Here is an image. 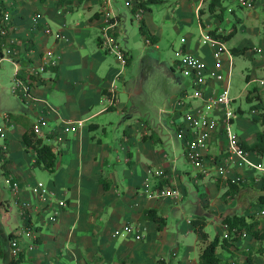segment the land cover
<instances>
[{
    "label": "crops",
    "instance_id": "obj_1",
    "mask_svg": "<svg viewBox=\"0 0 264 264\" xmlns=\"http://www.w3.org/2000/svg\"><path fill=\"white\" fill-rule=\"evenodd\" d=\"M9 1L10 0L1 1L4 4L3 11H5L6 4H8ZM51 1H54L53 12L55 14L57 23L53 24L46 19L44 20L43 13L38 10L35 11H38L41 14V18L38 20V23L41 25L43 24L44 26L48 25L53 29V32H58L57 34H59L58 36L60 37V41H57L58 37H54L53 40V36L45 37L44 35L37 34L35 32L36 36L33 37L34 49H32L34 51L32 52L31 56H29V58L32 59L29 60L30 62L34 60L36 63L39 62L40 56L37 53L38 50L39 53L43 51L59 53L62 57L60 67L58 66L48 68L49 73H47L48 75H45L47 78V83L41 84L48 85L50 83V88L56 87L59 90H62L64 59L67 57L69 52L72 55H75L78 51L75 49L73 50L70 47L67 48V41L73 39V37L77 38L78 34H81L82 30L84 31V33H82L83 35L88 34V31L89 33H92L93 31L97 30L99 43L104 21V4H101L102 0H88L84 2H79L76 0L77 3H75L76 1L74 2L77 6L75 12H66L67 9H71V5L58 7L57 3L59 0H47L44 3L40 0L41 5H46L47 3L50 4ZM161 1L164 2V0ZM205 1L206 0H177V4L174 8L175 10L173 14L167 15V20L176 26L177 19L178 23L186 24L188 23L189 18L186 19L185 16L192 15L191 20L193 21L196 18L195 20L198 21V27L201 30V33L206 32L205 28L207 25H211L215 18L218 19L220 17L217 14H212L209 12L208 8L205 7L207 5ZM207 1L210 4V0ZM225 1L226 0H224V2ZM260 1L261 0H258L257 2L260 3ZM138 2L139 0H134L135 5L132 8H125L123 2L115 4V8L120 20L118 33L119 44L120 30L124 23V21L122 22L124 19L123 11L129 9L132 12L135 7L139 6ZM18 3V9H16L13 13L14 18L11 22H13L15 31H17V33H21L23 30H25V28L28 27V25H30V23H32V20L30 19L27 21L25 19L21 10L22 5L20 2ZM154 5L157 4H153L151 6V11H149L150 14L153 13ZM82 8L89 12L88 21L84 24L76 22L74 25H71V22L68 20V16L75 14ZM192 11L195 15L192 13ZM201 11H204V13L201 14ZM234 11L235 10L232 9L231 12L235 13ZM34 12H32V14ZM98 14H100L99 17L97 16ZM18 15L23 18L19 19ZM220 20H224V13L223 19L220 18ZM145 22L149 31L158 37V42L153 43L154 46L158 47L159 41L162 38V32L159 30L161 28L154 22L152 23V21L146 17ZM10 28L11 26L9 25V29ZM211 31H216L219 35H228L232 32H236L237 27L234 26L233 30L224 32L221 28L216 26L214 29L210 28V30H208L206 33L209 35ZM13 36L16 38L17 34H14ZM10 37V34H8L7 39H2L0 36V41H9ZM143 37L146 39V36L143 35ZM184 38L185 42H183L184 39L181 40V48L186 49L188 52L194 54L203 62L208 64L211 68H214L216 71L222 73L224 72V61L229 60L230 65L228 66V70L230 73V70H232L231 62L233 54L227 47V42L229 41L222 42L226 49L228 48L229 50L227 49L221 53V62H218L215 58V52L213 49L209 48L205 51H202L200 43H197L195 46H193L190 36H184ZM52 40V45L49 46V43ZM202 44L209 45L204 44L203 42ZM263 44L264 42L262 41V46L260 48L252 49H254V51L257 53L264 52ZM98 46L101 47L99 44ZM1 47L3 51V58L5 59L4 62L8 61L15 67L14 76L11 79V81L13 80L14 85L17 67L20 68L21 73L25 74L27 77L26 72L30 68V63L24 64L22 62L13 61V59L9 58L6 54L3 44H1ZM120 48L123 51L129 53V50H124L121 46ZM212 48L217 50L218 47ZM247 54L250 55V51L245 53V55ZM35 55L39 57L35 58ZM105 55H108L106 51L99 52V65L105 62V59L107 58ZM261 64L264 66V62H261ZM2 66L3 64L1 67ZM165 66L167 68V75L171 77L173 82L177 83V86H181V89L179 90V93L171 98L168 108L160 107L158 111L159 117L157 124L154 122V120H152V116L150 117V109L146 106L147 104L145 103V100L142 99V91H139L137 79L133 81V75H131L130 78H127V71L128 67L130 66L126 67L122 65L121 69L105 67L104 70H101L97 66L98 68L88 67V69L81 71L82 74L86 73V75H88V73H90L93 75L94 77L91 80H97L98 97L97 100H91L89 102L84 101L83 104H85L86 109H79L77 110V113H73L71 115L67 112V105L56 107V105L52 104L50 101L47 102L44 99H47V97L42 95L40 92V87L42 85L36 86L35 88L33 87V94L39 101L35 103H25L28 105V110L25 109L24 112H31L37 119L42 113L46 114L47 123L43 127L44 135L42 138L46 144L50 145L54 149V151L57 153V157L59 153H62L64 154L63 157L68 159L67 156L70 154L71 148L74 150L82 149L84 146L89 148L95 170L93 173V188L86 199H89V205H92L96 201L92 208H96V210L101 208L104 209V211H109L108 218L103 225L92 226L89 224V226H84L82 230L78 229L79 231H83L84 234L82 235L79 233L81 236L78 235L75 239L76 247H71L72 240L77 234V227L81 223L83 213H86V211L83 212L82 209L85 199L83 198L82 187L80 183H78V185H73L72 183L66 184L61 178L59 171L63 165L59 164L57 158L56 171L54 173H50L52 180L46 184L40 181L41 183H44L45 186L47 185L46 187L51 192L52 197L54 198L53 204L60 200H65L67 202V207L61 211L60 217L57 220L58 225L54 226V237L61 234L62 227L66 224L65 221L68 223H74L72 225V229L69 232L66 247L62 246L56 250L55 256L63 258L69 256L71 260L69 261L72 264H199L200 251H198L197 256L192 257V255H190L188 258L184 257L179 259V254L176 248H174V245H176L178 241L175 242L174 240L171 248L165 253L163 252L161 245L157 246L154 244V241L161 243V240H165L168 229L169 215L171 214L172 210H177V208L174 206H179V203H182L185 200L190 201V205H192L194 209H197V215L195 214V216H191V218L187 220L188 225H192V222L198 217H204L206 220V225L209 223L211 225L217 226L219 228V233L217 235H220L223 238L228 237L229 232L226 226H221L220 221H223V219L228 215L237 214L245 215L247 217L249 216L250 213L243 212L242 214L238 211L241 206L237 204V201L235 200L237 195L231 199L229 197V200L227 202L225 201V203L221 200L223 194L228 190V187L224 185L225 180L218 176V171L216 168V160H219L222 155H226V150L228 149V141L225 131L223 130V124L219 126L218 131L214 134L213 140L204 153V166L208 172L207 174L195 169L186 160V143L184 139L179 137V133L182 129H186V137L191 139L190 130L187 128V116L191 111L196 110L198 107H203L204 104L201 101L195 99L184 100L187 94H191L193 92L194 87L192 80L189 87L184 85V82L180 77V73L182 72L178 68L176 62L175 65ZM104 71L106 73L102 75V72ZM248 76L249 80L247 81L251 82V80H253L252 84H256V87H254L252 90L257 89V92L251 95L253 99L254 97L257 99L254 100L255 106L253 108L263 109L264 87L261 86L257 81L264 80V77H259L260 79H258L257 77H253L249 74ZM70 82L71 83L68 87L70 93L73 91L77 94L84 92V88H81L83 80L77 79L76 81ZM113 83L116 86V93L114 102L112 103L109 92L112 89ZM118 83L123 85V92L119 90ZM225 86H227V81L219 82L212 80L206 88L207 94H218L220 89ZM258 87L261 89L259 92ZM191 90L192 92H190ZM249 92L250 90L248 91L247 96ZM130 105H132V109L129 113L128 107ZM254 110L255 109H253V111ZM125 114L127 115L126 120L122 122L120 128L116 130V125L120 124L122 119L114 120V115H121L122 117ZM238 114L241 116L244 115V110L239 108L237 111V116ZM256 114L257 112L255 110V113L252 116L254 119H250L252 120V126L255 129L252 136H250V134H246V132L243 130L236 129L237 132L235 130V132L233 131L240 140L248 143L249 145H253L255 142H257L259 133L264 129L263 126V129L258 127V124L261 122H256V120L260 119V117ZM164 115L166 117H164ZM7 116L9 120H7ZM15 116H21L25 119H28L33 125L37 121L31 120L27 113ZM211 117L213 119H217L218 121H222L224 119L222 110L212 112ZM3 120L4 122L8 123V125L5 124V127L1 128L0 130V138L3 140V143H0V164L4 169V177H6L7 181L8 179L12 178L13 181L19 183L21 190L18 195H14L10 189V185L7 182H4L3 187L0 182V215L2 217L0 218V246L9 251L10 242L8 236L10 234L18 236L20 241V236H23L25 233H29L26 229L28 218L31 219L32 226L31 228L27 227L28 230L32 231L33 228L36 232H38L40 239H38L37 242L41 243L40 246H47L48 244H45L47 235H45L46 232L44 233V231L46 226V218L49 216L48 214H50L51 217L53 213V207L50 205L46 206L45 203L39 202L36 195L33 193V187L36 185V183H40L36 180L35 170H46L35 166L36 154L34 152L28 151L22 143V137L26 131V128L22 124L16 123L11 118V114H5ZM63 121L83 122V125L80 127L77 133L66 135L62 130L64 126ZM236 124L237 120H234V125ZM13 134H17L20 148L28 158L30 170L25 169V164H21V159H19L20 163L14 160L20 155L16 154V149L12 148ZM112 134L115 137L120 138H117L115 141ZM50 143H53V145ZM65 147H68L67 151L64 149ZM250 153L249 162H244L239 158H235L234 161H232V163L228 166V179L237 181L240 180V178H237L240 175L246 176V174H248V176H255V174H252L253 170L255 171V169L250 163H262L264 165V163L261 161V159H264V156L259 157L258 153ZM65 168L67 169V167ZM256 172L259 174L261 173L257 170ZM219 180L221 181V184L218 187ZM164 182L166 183L164 187H160V185L162 183L164 184ZM106 184L109 187L107 189L105 188ZM255 186L256 188L261 189L262 186H264V183L262 180L258 179ZM165 187L178 191L179 196L167 199L149 198L148 195L150 191ZM5 190H9L13 200L15 201V204L19 208L21 218L24 222V232H17V228H14L12 221L13 214L9 211L11 207V201L6 197ZM22 206L25 207L27 212L22 213ZM3 208L5 212H2L1 209ZM147 209L158 210L159 214L166 219L167 224L162 231L158 230V224L148 220L145 217V210ZM75 212L77 213L76 217L69 219V217ZM61 217L63 218L62 226L59 225ZM90 218L91 216L89 215V212H87L86 220L89 221ZM38 219H40L38 226L33 227ZM125 225H131L134 228L131 235H135V239L137 241H129L128 238L124 239V241H121V239H119L121 236H113V233L117 229H120ZM138 234L142 235L141 240L137 238ZM148 235L151 236L149 237ZM4 236H7V238ZM250 238H252V236L247 234L246 237H242V239L232 247L231 251L223 250L229 253H234V251L238 249L241 252L245 250H255L258 246V242L255 239H253L254 241L252 242V246H250L252 247L251 249H248L247 246L244 247ZM129 244H131V247H129ZM22 250L25 252L26 256V262L24 261L22 264H51L52 259H54L51 258L50 262L44 261L45 253H36L39 252L38 249L34 250V252H31V249H27V243L23 241ZM223 259L231 261V258L226 259L223 257ZM2 261L5 264V261L0 258V264H2ZM38 261H40V263ZM255 262L260 264L258 256H256Z\"/></svg>",
    "mask_w": 264,
    "mask_h": 264
},
{
    "label": "rangeland",
    "instance_id": "obj_2",
    "mask_svg": "<svg viewBox=\"0 0 264 264\" xmlns=\"http://www.w3.org/2000/svg\"><path fill=\"white\" fill-rule=\"evenodd\" d=\"M11 2V3H10ZM18 2L22 5V13L27 21L30 19L32 20V23L28 25L25 30H23L21 33H17L15 31L13 22H10V30L9 34L11 35L9 41H1V44H3V47L6 50V54L9 58H12L13 61L16 62H22L24 64H29L30 68L32 67H39L43 56L46 52H40L38 50V54L40 56V60L38 63L36 61L30 62L29 56H31L32 52L34 50V42L33 37L37 34H42L45 37L53 36L58 37L57 41H60L59 34L53 32V29L49 27L48 25H41L37 22L41 18V14L38 12L40 11L44 15V20H48L51 23H57L55 14H54V1H51L50 4L41 5L40 0H10L8 4H6V13H9L11 16V19L14 18V12L16 9H18ZM177 0H164V2H161L157 5L153 6V13L150 14L149 12H145L142 19L139 21L138 19H135L136 11L133 9L132 12L127 9L123 11V17L124 21L119 35V47L121 46L124 50H129L130 56L128 52H124L126 55V67H128L127 71V78H130L131 75H133V78L137 79L139 91H142V99L145 100L146 106L150 109V117L152 116V120L157 124L158 120V111L161 108H168L170 105L171 98L175 96L177 93H179V90L181 89V86H177V83L173 82L171 77L167 75L166 72V66L169 65H175L176 58H175V51L181 49L182 39L183 42H185L184 36H190V40L192 42V45L195 46L197 43H200V47L202 48V51H205L206 49H213L214 52H216V49L212 48L211 45H203L202 42L204 41L208 35V30L210 28L214 29L216 26L221 28L224 32H229L234 29V26L237 27V31L235 35L227 42V47L231 50L233 48H243L247 47L248 51H250V55H233L232 58V64H231V72L229 74L228 66L230 65L229 60L224 61L223 63V69H224V75L226 78L230 75V97L233 99V109L238 111L239 108L244 110V115L238 114L235 120H237V124L232 125V131H236V129L243 130L246 132V134H250V136L253 135L255 129L253 128L252 120L254 119L252 116L254 115L253 109L256 110L257 116L260 117L261 113L264 112V108H253L254 100L253 98H248L247 93L249 90H252L254 87H256V84H252L253 80L251 82L247 81V76L252 75L253 77H264V66H262L261 62H264V52L257 53L254 51V49H258L262 46V41L264 42V0H261L260 3L256 4V6L253 9H247L242 8L238 4V0H226L224 5V20H220V18H215L214 21H212L211 25H207L206 34L203 32L201 33V30L198 27V21L197 20H191L192 15L188 16L186 15V19L189 18L188 23H178L177 19V25L175 26L170 21L167 20V15L173 14L174 8L176 6ZM206 8L209 7V2L206 0ZM77 3V1L75 2ZM71 5V9H67L66 12H75L77 6ZM101 4L103 5V0L101 1ZM123 8V7H122ZM126 8V7H125ZM234 9L235 13H232L230 10ZM38 10V11H35ZM3 11V13L5 12ZM35 11V12H34ZM32 12H34L32 14ZM193 13V11H192ZM194 14V13H193ZM88 15L89 12L87 10H84V8L77 11L75 14H72L71 16H68V20L71 22V25H74L76 22L78 23H86L88 21ZM195 15V14H194ZM32 16V17H31ZM146 18L154 22L156 25H158L162 32V38L159 41V45L154 46L152 42L151 37H146V39L151 40V44H148L146 39H144L141 31L140 26L142 24V21ZM153 17V18H151ZM18 18L21 19L23 17H20L18 15ZM194 18V17H193ZM1 20V18H0ZM11 20V21H12ZM221 21V22H220ZM12 23V24H11ZM43 31V32H42ZM36 32V33H35ZM84 31H81V34H78L77 38L70 39L67 41V48H72L77 51V54L72 55L70 52L67 54V57L64 59L63 64V82H62V90L58 88H50V83L48 85H42L41 83H47L46 74L49 73L48 70H45L44 73H40V76L38 79H34V84L32 86L35 88L36 86H40V92L42 95L46 96L44 98L47 102L50 101L52 104L56 105V107H60L61 105H67V112L71 115L73 113H77V110L79 109H86L84 101H91V100H97L98 97V91H97V80H91L94 76L88 73L82 74L81 71H84L88 69V67L93 68H100L101 70L105 69V67L115 68V69H121L122 65L118 59L117 56L113 55L112 53L108 52L104 49L103 43L101 41V47L98 46V31H93L92 33L88 31V34H82ZM14 34H17L16 38L13 36ZM204 34V35H203ZM27 35V36H26ZM118 36V35H117ZM52 41H50L49 46L52 45ZM174 42V44H173ZM264 45V44H263ZM10 48V49H9ZM227 48V49H228ZM254 48V49H252ZM226 49V50H227ZM228 49V50H229ZM264 49V47H263ZM122 50V49H121ZM31 51V52H30ZM106 51L108 53L107 58L105 59V62L99 65V59L98 55L99 52ZM247 51V52H248ZM59 54V53H55ZM39 56L35 55V58H38ZM81 56V57H80ZM62 62V60H61ZM90 62V63H88ZM61 64V63H60ZM60 67V65H58ZM57 66V67H58ZM98 66V67H97ZM15 67L8 61L3 63V66L0 68V130L1 128L5 127V124L8 125V123L4 122L3 117L5 114H11V115H21L24 113H27L29 118L31 120H37V118L31 113V112H24L25 109L28 110V105L25 104L23 98L15 94L12 91L13 86V80L11 81L12 77L14 76ZM132 72V73H131ZM106 73L105 71L102 72V75ZM180 73V71H179ZM229 74V75H228ZM48 75V74H47ZM180 77L184 82V85L189 87L191 85V79L185 75L184 73H180ZM83 80V83L81 84V88H84L83 93H74L69 92V85L70 81H76V80ZM254 79V78H251ZM118 88L121 92H123L124 87L121 83H118ZM183 89V88H182ZM261 89L258 87V92ZM192 92V90L190 91ZM235 100V101H234ZM257 100V99H256ZM45 101V102H46ZM263 101H264V95H263ZM44 102V101H43ZM44 104V103H42ZM155 106V107H154ZM259 106V105H258ZM132 109V105L128 107L129 113ZM116 119H119L121 121L120 124L116 125V130H118L122 124L126 120V114L121 117V115H114ZM149 116V115H148ZM164 117H166L164 115ZM258 117V118H259ZM249 118V119H246ZM252 118V120H250ZM28 120V119H27ZM31 122V121H30ZM119 123V122H118ZM23 125V124H22ZM24 126V125H23ZM263 124H258V127L260 129H263ZM25 127V126H24ZM115 131V128H114ZM113 131V132H114ZM234 131V132H235ZM114 140L116 141L117 138L112 134ZM13 141H12V148L16 149V154L20 155L18 158H15L14 160L18 163L25 164V169L30 170V164L28 163V158L24 154L23 150L20 148L19 141L16 135H12ZM0 143H3V140L0 138ZM53 145V143H50ZM66 151L68 150V147L64 148ZM75 152V153H74ZM181 152V151H180ZM89 152V148L84 146L82 149H70V154L66 157H63L64 154L59 153L58 154V162L60 165H63L62 168H60L59 175L61 174V178L65 181L66 184L72 183L73 185H78V183L81 184L82 187V194L83 198L85 199L83 203V212L86 211V213H83V216L81 218V223L77 227V234L74 236V239L72 240L71 247L75 248L76 243L75 239L80 234H84L82 230L84 226H89L91 224L92 226H98L103 225L109 215V211H104V209H97L92 208L95 202L92 205H89V199H86L89 196L90 191L93 188V177H94V162L92 159V156ZM23 155V156H22ZM261 156L260 154L258 155ZM22 157V158H20ZM262 157V156H261ZM64 158V159H63ZM258 160V159H257ZM261 161L264 163V159H261ZM67 167V169L65 168ZM255 176H248V174L240 175L237 178H240L239 183L243 185V193L242 191L235 197V200L237 201V204H239L241 207L238 210L243 214L244 213H250L248 218L250 220H260L262 224L264 225V214L262 212L264 211V205L259 203V199L262 195H264V186H262L261 189L256 188V181L262 180L264 183V174L261 172L260 174L256 172V170H253V173ZM250 175V174H249ZM257 175V176H256ZM35 176L37 182L42 181L45 184L52 180V177H50V173L48 171H42L40 169L35 170ZM255 177V178H253ZM258 177V178H257ZM80 179V180H79ZM80 181V182H79ZM0 182L2 184V187L4 185V182H7L6 177H4V169L2 165L0 164ZM37 184V183H36ZM47 186V185H46ZM6 197L11 201V207L9 211L13 214V225L14 228H17V232H24V222L21 218L19 208L15 204V201L13 200V197L9 190H5ZM192 198L191 196H189ZM97 200V199H96ZM222 202L224 199H221ZM100 203V202H97ZM23 207V206H22ZM97 207V206H95ZM177 208L174 211H171V214L169 215V222H168V229L166 232L165 240H161L162 242L159 243L158 241H154V244L157 246L161 245L163 248V252H167L174 240L175 242L178 241L176 245H174L179 254V259H182L184 257H189L192 255V257L197 256L198 251L201 252V248L203 244L201 243L199 237L194 231L193 225H188L187 220L191 218V216L197 215V209L193 208L192 205H190V201L185 200L182 203H179V206H174ZM179 208V209H178ZM174 209V208H173ZM2 212L4 211V208L1 209ZM69 210V209H68ZM27 212L25 210V207L22 208V213ZM87 212H89V215L91 216L90 220L87 221ZM95 213V214H93ZM240 213V214H241ZM76 212L72 214V216L69 217V219H73L76 217ZM46 218V226H45V235L46 237V243L47 246H40L41 243H38L39 233L36 232L33 228L32 231L28 230L29 233L23 234V236H20V242H21V249H22V241L27 243V249L31 252H34V250L38 249L39 252L36 253H45V259L44 261L50 262L51 258V264H72L70 263L69 256L58 257L55 256V251L61 248L62 246L66 247V243L68 240V235L70 230L72 229V225L74 222H67L65 221V225L62 227V231L60 235H55L54 226L58 225V221L56 223H52L50 221V214ZM0 218L1 215H0ZM62 217L61 221H59V225L62 226ZM40 219L36 221V224L33 227H37L39 224ZM221 226L225 227L222 224V221H220ZM40 228V227H39ZM189 228V230H188ZM227 228V227H226ZM79 229V230H78ZM9 230V229H8ZM206 232L209 234V239L212 241L216 235L219 233V228L217 226L207 224L205 228ZM228 230V228H227ZM31 232V233H30ZM80 233V234H79ZM149 237L151 235H148ZM7 238V236H4ZM128 238L129 241H135V235L131 234H124L119 237L121 241ZM148 239V238H147ZM254 238H250L244 247L247 246L248 249H251L252 242ZM137 241V240H136ZM152 241V242H153ZM151 242V243H152ZM132 243V242H130ZM150 243V244H151ZM255 243V242H254ZM257 244V243H255ZM258 245V244H257ZM40 246V247H39ZM70 247V248H71ZM129 247H131V244H129ZM257 248V247H256ZM10 251V250H9ZM152 251V247H151ZM10 253V252H9ZM219 253L226 259L231 258V261L233 263H242L243 260H245L244 256L241 255V251H234V253H229L227 251H224L223 249L219 250ZM260 264H264V255H258ZM35 260V259H34ZM70 260V261H69ZM26 262V261H25ZM40 263V261H38ZM2 264L4 262L2 261ZM176 264V263H175Z\"/></svg>",
    "mask_w": 264,
    "mask_h": 264
},
{
    "label": "built area",
    "instance_id": "obj_3",
    "mask_svg": "<svg viewBox=\"0 0 264 264\" xmlns=\"http://www.w3.org/2000/svg\"><path fill=\"white\" fill-rule=\"evenodd\" d=\"M258 0H238V4L241 7L247 9H253ZM123 2L124 6L127 8H132L134 0H104V10H103V27L101 31V41L103 43L104 49L113 55L117 56L120 63L126 66V55L123 50L119 47L118 43V33L120 20L118 13L115 8V4ZM1 5V1H0ZM231 11V10H230ZM145 11L142 8H138L136 11L135 19L139 21L144 16ZM11 16L9 13L4 12V17L0 20V36L2 39H7L9 34V24L11 22ZM38 22V20H37ZM148 44H151V40L146 39ZM204 44H209L212 47H218L215 52V58L218 62H221L220 56L226 47L222 42L214 39L212 36H207L203 41ZM260 52V50H259ZM176 64L180 71L191 78L193 83V92L187 94L184 100H199L204 106L198 107L193 110L187 116V128L190 130L191 139L186 137V129H182L179 133V137L185 140L186 160L197 170L202 171L207 174L206 167L204 166V153L207 150L209 144L214 138V134L218 131L219 126L223 124V130L227 136L228 149L226 150V155H222L219 160H216V168L218 171V176L222 179H228V166L234 161L235 158H239L244 162H249L250 152H248L243 146L241 140L232 131V125L237 117V111L233 107V99L230 97V73L226 76L214 68H211L208 64L203 62L200 58L194 54L188 52L186 49H179L175 51ZM62 57L60 54L48 51L43 56L39 67L29 68L26 72L27 79L19 76L21 74V69L17 67V71L14 78L13 92L20 95L25 103H35L39 100L33 94L34 79H38L40 73H44L48 68L57 67L60 65ZM5 59L0 57V67ZM231 72V70H230ZM34 78V79H33ZM216 80L219 82L227 81V86L220 89L218 94H207L206 88L210 81ZM262 86H264V80L259 81ZM111 96V102H114L116 86L113 83L112 89L109 92ZM217 110H222L224 119L218 121L211 117V113ZM255 113V110L253 111ZM7 120H9L7 116ZM47 123V116L42 113L37 121L34 123V132L43 137V127ZM64 126L62 128L63 133L75 134L79 131L83 122H71L63 121ZM253 168L257 171L264 173V165L262 163H250ZM7 183L10 185V189L14 195H18L21 187L18 182L13 181L12 178L8 179ZM33 193L36 195L39 202L45 203L46 206L50 205L53 207V213L50 217V221L55 223L60 217L61 211L67 207V202L65 200L56 201L54 203V198L51 192L44 185V183H37L33 187ZM149 198L151 199H167L172 197H178L179 192L171 188H159L154 191H150ZM264 214V211L262 212ZM24 215V214H23ZM134 228L131 225H125L120 229H117L114 233V237H119L123 234H132ZM137 238L142 239V235L138 234ZM22 251L21 243L18 239L10 240V254L12 257L17 258ZM173 264V263H170ZM183 264V263H176Z\"/></svg>",
    "mask_w": 264,
    "mask_h": 264
},
{
    "label": "trees",
    "instance_id": "obj_4",
    "mask_svg": "<svg viewBox=\"0 0 264 264\" xmlns=\"http://www.w3.org/2000/svg\"><path fill=\"white\" fill-rule=\"evenodd\" d=\"M3 1V0H1ZM47 0H41V2H46ZM76 0H59L57 3L58 7H65L68 5L74 4ZM79 2H84L88 0H78ZM162 2L161 0H139L137 7H135V11L138 8H142L144 11L149 12L151 11V6L153 4H158ZM224 0H210V4L208 7V10L212 14H217L220 18L223 19V13H224V7H223ZM3 2H1L0 5V18L2 19L4 17V13L2 12L4 10ZM204 11H201V14H203ZM98 17L100 14L97 15ZM140 31L142 35L146 37H151L153 43L158 42V37L151 33L149 29L147 28L145 19L142 21V24L140 26ZM236 32H232L228 35H219L216 31H211V36L220 41V42H226L229 41ZM101 39H99V45H101ZM1 43V41H0ZM248 48H233L231 49V53L233 55H244L247 52ZM3 57V51L0 44V57ZM54 69V68H53ZM19 76L26 79L25 74H20ZM247 80H249V76L247 77ZM257 92V89L250 90L248 94V98H252L251 95L253 93ZM11 118L16 122L23 124L26 128V131L23 134L22 137V143L27 148L28 151L34 152L36 154V162L35 166L42 168L49 173H54L56 171L57 166V153L54 151V149L45 143L44 139L39 137L33 130L34 125L27 119L21 117V116H15L11 115ZM256 122H261L264 125V112L261 113L260 119L256 120ZM242 146L248 151V152H256L260 154L261 156H264V129L259 133L258 140L253 145H249L248 143L242 141ZM166 183H162L160 187H164ZM221 181H218V187L220 186ZM224 185L228 187V190L226 193L223 194L222 198L224 201H228L229 197L234 198L236 195H238L242 189L243 185L239 182H234L232 179H227L224 181ZM105 188H109L108 185H105ZM259 203L264 205V195H262L259 199ZM145 217L158 224V230L162 231L167 221L166 219L161 216L156 209H147L145 210ZM194 226V231L199 237L201 243L203 244L201 248V252L199 255V264H237L233 263L229 260L223 259L222 255L219 253L220 249H224L227 251H231L232 247L235 246L237 242H239L243 234L247 232L249 235L252 236L257 242L258 246L255 250H245L241 252V255L245 256V260L242 263L238 264H257L255 262V258L258 255H264V225L260 220L254 219L250 220L245 215H228L226 216L222 224L228 228V237H221L220 235H217L212 241L209 239V234L206 232V220L204 217H198L196 220L192 222ZM27 227L31 228V219H27ZM9 242L11 239H18V236L14 234H10L9 236ZM7 240V239H6ZM19 240V239H18ZM235 251H240L235 250ZM0 258H2L5 261V264H22L26 260L25 252L22 250L17 258L12 257L8 250L0 246Z\"/></svg>",
    "mask_w": 264,
    "mask_h": 264
},
{
    "label": "clouds",
    "instance_id": "obj_5",
    "mask_svg": "<svg viewBox=\"0 0 264 264\" xmlns=\"http://www.w3.org/2000/svg\"><path fill=\"white\" fill-rule=\"evenodd\" d=\"M256 4H257V2H256ZM256 6V5H255ZM244 8V7H243ZM137 11V10H136ZM232 11V10H231ZM146 12V11H145ZM257 82H259V81H257ZM259 84H260V82H259ZM258 84V85H259ZM261 85V84H260ZM262 86V85H261ZM264 87V86H263ZM40 137V136H39ZM42 138V137H41ZM241 142H242V140H241ZM256 153V152H255ZM224 180H227V179H224ZM233 180V179H232ZM240 180H237V181H234V182H239ZM247 232H245L244 234H243V237H246L247 236Z\"/></svg>",
    "mask_w": 264,
    "mask_h": 264
}]
</instances>
